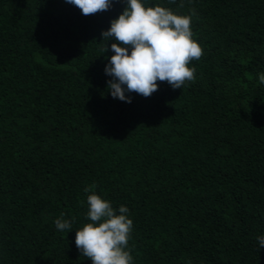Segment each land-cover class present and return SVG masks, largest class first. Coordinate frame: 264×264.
Segmentation results:
<instances>
[{"label": "trees", "instance_id": "1", "mask_svg": "<svg viewBox=\"0 0 264 264\" xmlns=\"http://www.w3.org/2000/svg\"><path fill=\"white\" fill-rule=\"evenodd\" d=\"M142 2L194 11L203 55L182 89L127 103L102 37L126 0H0V264H92L75 244L92 185L129 209L132 264H264V0Z\"/></svg>", "mask_w": 264, "mask_h": 264}, {"label": "clouds", "instance_id": "2", "mask_svg": "<svg viewBox=\"0 0 264 264\" xmlns=\"http://www.w3.org/2000/svg\"><path fill=\"white\" fill-rule=\"evenodd\" d=\"M66 3L89 16L109 10L113 0H66ZM192 15H179L159 5L145 6L142 0H126L122 14L102 32L103 41H116L111 44L114 55L105 69L106 75L113 77L108 82L113 98L131 103L126 91L147 98L158 90V81L182 89L185 82L195 80V68L189 65L202 57L203 49L193 38ZM106 45L104 52L108 51ZM259 82L264 84V73L259 75ZM93 188L95 185L85 189L91 193L87 196L86 213L91 222L75 231L77 249L92 264H132L128 242L133 221L128 218L129 209L120 206L117 214L110 202L95 194ZM54 223L61 231L70 228L63 214ZM257 240L260 249L264 248V236Z\"/></svg>", "mask_w": 264, "mask_h": 264}]
</instances>
